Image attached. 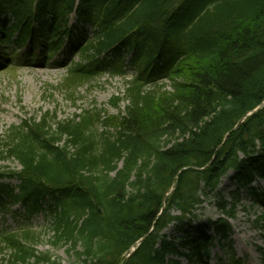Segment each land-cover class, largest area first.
Returning <instances> with one entry per match:
<instances>
[{"label":"trees","instance_id":"trees-1","mask_svg":"<svg viewBox=\"0 0 264 264\" xmlns=\"http://www.w3.org/2000/svg\"><path fill=\"white\" fill-rule=\"evenodd\" d=\"M79 25L90 26L93 38L71 42L80 62L59 87L75 102L101 68L122 77L128 68L134 76L112 102L119 114L103 118L91 109L57 120L47 111L4 130L0 162L19 169L0 171V179L17 181L1 186L0 203L21 204L29 216L49 205V243L68 246L73 264L207 258L208 229L225 236L227 224L193 226L206 200L215 198L228 219L240 190L264 206V194L249 187L264 181V0H0L2 49L42 40L50 58ZM229 171L236 189L227 201L218 187ZM173 223L182 236L168 240L161 232ZM39 236L30 229L0 234V254L10 253L3 262L58 264L36 249Z\"/></svg>","mask_w":264,"mask_h":264},{"label":"rangeland","instance_id":"rangeland-1","mask_svg":"<svg viewBox=\"0 0 264 264\" xmlns=\"http://www.w3.org/2000/svg\"><path fill=\"white\" fill-rule=\"evenodd\" d=\"M70 23H74L73 17ZM83 36L90 38L92 36L91 29L87 28V32H84ZM27 53H32V51L29 48L23 49L18 53V59H14L8 69L0 70L1 134L10 126H18L22 120L30 117L38 118L47 111L58 120L70 118L74 114L80 113V110L91 108L104 110L103 114L106 115H115L117 111L110 105V101L116 96L124 94L125 80L134 75L131 71L125 77L111 75L109 68L106 67L88 85L78 89L74 95L75 102H73L59 89L58 85L65 77L70 62L78 61L76 55L65 56L68 60H59L61 63H56L55 60L43 62L42 59L33 63L27 59L23 60V55ZM33 53L37 56L38 50L33 51ZM129 57L126 59L128 60ZM6 66H9V63ZM123 109L124 104L122 103L120 104V111ZM5 168L9 170L19 169L17 164L11 161L0 162V171ZM232 176L233 172H229L221 180L218 188L219 192L228 200L230 198L228 194L235 190L234 184L231 183ZM0 184H8V181H0ZM10 184L15 186L16 182ZM253 186L262 189L264 183L258 182ZM215 204L216 199L210 198L198 210L197 214L202 216L200 218L201 224L206 223L208 219L214 221L223 217ZM7 209L8 213L6 214L0 205V232H17L21 228H30L40 235L36 243V249L39 252H48L58 264L75 263L76 256L74 252H67L68 246L55 248L49 243L53 235L51 228L54 216L50 213L34 214L27 223L20 217L25 213L19 205H9ZM235 213V219L229 220L228 240L223 246H218L216 242L219 241V237H215V247L211 249V256L207 264H217V258L221 259L224 264H230L232 255L227 253L230 245L235 258L241 260L242 264H262L264 252L263 207L255 203L251 194L242 190ZM164 232L170 233L171 237H181V235L174 234V226H170ZM229 241L230 245H228ZM9 254L8 251H4L0 254V260H8ZM1 261L0 264H5ZM181 264L188 263L181 260Z\"/></svg>","mask_w":264,"mask_h":264}]
</instances>
